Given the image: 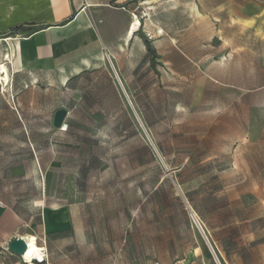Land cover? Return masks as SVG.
I'll return each mask as SVG.
<instances>
[{
    "label": "rangeland",
    "instance_id": "rangeland-1",
    "mask_svg": "<svg viewBox=\"0 0 264 264\" xmlns=\"http://www.w3.org/2000/svg\"><path fill=\"white\" fill-rule=\"evenodd\" d=\"M150 4L121 71L64 83L0 41L1 258L14 232L41 264H264V0Z\"/></svg>",
    "mask_w": 264,
    "mask_h": 264
},
{
    "label": "crops",
    "instance_id": "crops-1",
    "mask_svg": "<svg viewBox=\"0 0 264 264\" xmlns=\"http://www.w3.org/2000/svg\"><path fill=\"white\" fill-rule=\"evenodd\" d=\"M150 2L0 0V35H16V39H9L14 43L11 49H14L20 61L19 67L23 65L22 59L31 61L40 71L49 70L54 75L65 73L64 78L68 83L90 67L97 68L102 64L105 67L103 60L107 58L121 71L123 64L120 61L131 59L134 50L144 55L148 43L142 40L139 30L132 31V25L138 19L137 10H147ZM21 24L31 25L32 28L10 34L12 27ZM20 35L24 37L20 38ZM6 37L0 41L5 42ZM15 238L27 239L26 235L13 232L6 237V246ZM11 256L4 254V257H0V264H21ZM184 262L163 264L210 263L205 257ZM215 264L220 262L216 261Z\"/></svg>",
    "mask_w": 264,
    "mask_h": 264
},
{
    "label": "bare ground",
    "instance_id": "bare-ground-1",
    "mask_svg": "<svg viewBox=\"0 0 264 264\" xmlns=\"http://www.w3.org/2000/svg\"><path fill=\"white\" fill-rule=\"evenodd\" d=\"M139 27H140V23H139L138 19H136L135 21H133L132 31H138ZM10 40L11 39H9V38L6 39L7 43H9ZM10 51L11 52H9L8 50L5 51V57L9 58V59L13 58L12 61H13L14 65L16 67H19L20 61L16 58V54L14 52V49H11ZM107 60L110 61L108 58H107ZM4 72H5V65L3 62H0V76L3 75ZM117 80H118V83L122 87V84H121L120 79L118 77H117ZM62 81L65 83L66 78H63ZM65 127H66V125H62L60 130L64 131ZM24 241L26 242L27 246H26L25 253L22 256H20L21 260L23 262H25L26 264H33L34 262H38L40 260V258H42L44 256V253L42 251L43 249L36 244V239L34 237L28 238ZM42 261H44V259H42Z\"/></svg>",
    "mask_w": 264,
    "mask_h": 264
},
{
    "label": "water",
    "instance_id": "water-1",
    "mask_svg": "<svg viewBox=\"0 0 264 264\" xmlns=\"http://www.w3.org/2000/svg\"><path fill=\"white\" fill-rule=\"evenodd\" d=\"M67 116H68L67 109H65V108L57 109L54 112L53 117H52V127L54 129H61L62 125H66L65 121H66ZM201 231L203 232L202 229H201ZM205 238L207 240L206 236H205ZM26 246H27V244L22 238H15L9 242L8 250L17 256H22L26 251ZM34 264H37V262H34Z\"/></svg>",
    "mask_w": 264,
    "mask_h": 264
},
{
    "label": "trees",
    "instance_id": "trees-1",
    "mask_svg": "<svg viewBox=\"0 0 264 264\" xmlns=\"http://www.w3.org/2000/svg\"><path fill=\"white\" fill-rule=\"evenodd\" d=\"M32 27L31 25H17L10 29V34L17 33L20 31L30 30Z\"/></svg>",
    "mask_w": 264,
    "mask_h": 264
},
{
    "label": "built area",
    "instance_id": "built-area-1",
    "mask_svg": "<svg viewBox=\"0 0 264 264\" xmlns=\"http://www.w3.org/2000/svg\"><path fill=\"white\" fill-rule=\"evenodd\" d=\"M67 127V126H66ZM66 127H65V130H66ZM42 248V247H41ZM43 250V253H44V256L42 258H40V260L37 262V264H41L43 262H46V248H42ZM42 259H44V261H42ZM24 263V262H23ZM26 264V263H24ZM146 264H163L159 261H156V260H152V261H148Z\"/></svg>",
    "mask_w": 264,
    "mask_h": 264
}]
</instances>
